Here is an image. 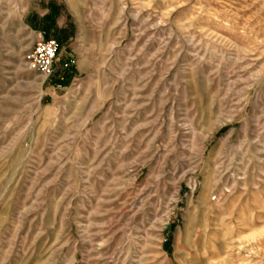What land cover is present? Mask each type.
Returning <instances> with one entry per match:
<instances>
[{
  "label": "rangeland",
  "instance_id": "374dc122",
  "mask_svg": "<svg viewBox=\"0 0 264 264\" xmlns=\"http://www.w3.org/2000/svg\"><path fill=\"white\" fill-rule=\"evenodd\" d=\"M0 264H264V0H0Z\"/></svg>",
  "mask_w": 264,
  "mask_h": 264
},
{
  "label": "built area",
  "instance_id": "2783aa9c",
  "mask_svg": "<svg viewBox=\"0 0 264 264\" xmlns=\"http://www.w3.org/2000/svg\"><path fill=\"white\" fill-rule=\"evenodd\" d=\"M35 35L32 50L27 57L28 66L47 78L52 73L56 59L57 41L44 29L36 30Z\"/></svg>",
  "mask_w": 264,
  "mask_h": 264
}]
</instances>
